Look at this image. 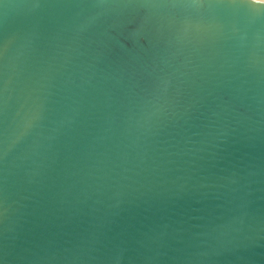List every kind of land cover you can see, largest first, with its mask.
Listing matches in <instances>:
<instances>
[{
    "label": "water",
    "instance_id": "95a60500",
    "mask_svg": "<svg viewBox=\"0 0 264 264\" xmlns=\"http://www.w3.org/2000/svg\"><path fill=\"white\" fill-rule=\"evenodd\" d=\"M0 264H264V0H0Z\"/></svg>",
    "mask_w": 264,
    "mask_h": 264
}]
</instances>
